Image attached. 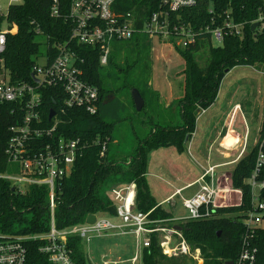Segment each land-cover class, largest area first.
<instances>
[{"label":"trees","instance_id":"obj_1","mask_svg":"<svg viewBox=\"0 0 264 264\" xmlns=\"http://www.w3.org/2000/svg\"><path fill=\"white\" fill-rule=\"evenodd\" d=\"M195 1L192 7L170 13V22L186 26L196 34L206 28L211 31L219 29L221 43L213 45L210 34L203 33L195 46L181 51L184 69L181 71L183 96L180 100L169 107L159 105L156 109L157 95L150 90L146 77L149 70L148 42H151L148 38L136 36L133 45L137 51L135 57L126 56L120 65L111 60L112 73L108 78L122 80L123 88L128 91L137 90L144 101L141 111H148L147 118H136V123L131 117L123 119L129 122L124 124L125 136L119 133L116 125L121 120L118 115L117 119L110 121L101 116L99 108L94 116L81 109H67L62 114V101L53 96L54 89L47 88L43 92L40 108L42 128H51L56 118L59 121L58 134L88 143L81 156L76 158L70 175L55 182L53 214L57 230L82 225L90 215L114 217L115 207L108 193L114 186L129 184L136 189L134 203L137 211L146 214L153 209L149 214L150 220L172 219L162 210L154 209L157 204L146 182L149 156L167 148H174L177 153L184 151L195 131L200 111L214 104L220 84L231 70L253 67L264 78V0ZM160 3L161 0H120L116 5L120 12L133 14L138 20L137 28H140L142 20L158 11ZM50 8L51 0H19L10 8L9 22L17 31L7 37L1 66L12 85H33L32 67L41 56L37 36H44L50 58L57 54L53 47L64 45L69 39L71 26L52 18ZM228 23L236 26L240 35L230 31L226 27ZM254 24L257 26L251 30ZM71 48L77 55L83 78L98 89L100 102L104 91L111 97L117 93V90L107 87L108 80L101 75L97 49L75 43ZM201 52L206 55L204 67L195 61ZM13 108L11 104H0V174L10 173L11 168L5 151L7 129L14 124ZM50 111L55 113L52 120H49ZM263 138L264 109L257 143L231 172V188L241 193L240 205L218 209L217 217L213 219L188 221L180 226L185 242L191 249L199 250L202 264H235L244 245L255 251L254 264H264V228L250 231L243 223L244 214L251 204V190L246 181L255 167L257 144ZM49 140L43 139L41 147ZM102 145L105 151L100 157ZM260 200L264 203V191L260 193ZM48 203L49 194L45 186H31L21 194L13 189L10 182L0 180V234L24 237L46 234L50 220ZM16 226L19 229L15 230ZM40 246L41 242L33 240L24 243V264H50L40 253ZM67 246L74 264H91L78 237H69ZM163 260L157 235H152L149 248L142 252V264H162Z\"/></svg>","mask_w":264,"mask_h":264},{"label":"built area","instance_id":"obj_2","mask_svg":"<svg viewBox=\"0 0 264 264\" xmlns=\"http://www.w3.org/2000/svg\"><path fill=\"white\" fill-rule=\"evenodd\" d=\"M118 1L120 0H51L50 16L71 26L69 39L64 45L53 47L57 52L54 58L48 56L49 49L45 44V54L38 58L42 63H35L32 67L33 85H12L1 66V61L7 48V37L17 31L9 22V11L19 0H0V104H11L14 107L11 110L14 124L7 129L8 142L5 151L11 168L10 173L0 174V180L10 182L13 189L21 194L31 186L47 187L50 212L49 230L46 234L30 237L0 234V264H24V243L30 240L41 242L39 251L47 257L50 264H74L67 246L69 237H78L81 240L89 262L92 258V252L89 250L95 241L113 237L132 238L138 248L133 257L119 263L102 258L101 262L142 264V252L149 248L152 235L155 234L164 256H188L195 259L194 254L200 257L199 250L191 249L183 239L182 231L178 232L174 227L188 221H205L217 217L216 211L225 207L227 197L232 194L231 188H220L216 168L210 166L201 173L197 190L181 199L186 217L172 218L169 224L150 220V213L137 211L134 203V185L129 184L114 186L108 193L115 207L114 217L97 214L93 215L95 221L91 225L85 221L82 225L61 231L55 228V182L70 175L76 158L81 156L88 143L58 134L59 121L55 118V113L52 127L42 128L40 108L43 92L47 88L54 89L53 96L62 101V114L67 109H81L94 116L100 103L98 89L83 78L77 64V55L71 45L75 43L77 46L97 49L98 64L102 68L109 63L110 44L131 41L135 35H143L150 41L179 39L183 49L195 46L203 33L210 34L212 40L221 43L219 29L211 31L206 28L196 34L186 26H176L170 22V13L194 6L195 0H161L158 11L142 20L140 28H137L138 20L133 14L119 11L116 5ZM226 27L234 34L240 35L236 26L228 23ZM53 136L55 137L52 138ZM45 138L50 140L41 147L40 143ZM104 151L105 146L102 145L100 157H103ZM263 170L264 138L257 144L255 167L246 181L251 190V204L244 214L243 223L250 231L253 228H262L264 224V203L260 200V193L264 191ZM234 191L239 201L233 206H238L241 193ZM177 194H180V191H177ZM254 262L255 251L247 249L244 245L235 264Z\"/></svg>","mask_w":264,"mask_h":264},{"label":"rangeland","instance_id":"obj_3","mask_svg":"<svg viewBox=\"0 0 264 264\" xmlns=\"http://www.w3.org/2000/svg\"><path fill=\"white\" fill-rule=\"evenodd\" d=\"M6 2L3 3L5 9ZM5 12V11H4ZM136 36L144 37L143 35H135L132 41L113 42L110 44V56L107 66L101 68V75L107 81V87L117 90L112 98L106 91L102 93L103 98L99 103V112L101 116L107 118L110 121L117 119V115L121 117V120L116 124L119 133L126 135V127L124 124H129L128 121L123 119L131 117L136 123L137 119L147 118V112H137L135 110L133 101L131 99V91L123 88L122 80H115V78H108V75L112 73L110 64L111 60L120 65L124 63L126 56L131 57L137 54L133 45L136 41ZM36 42L40 44V55L45 54V38L44 36H37ZM149 51L147 54V62L149 64V70L147 72L148 86L150 90L157 95V106H170L178 101L177 97L183 96V77L181 71L184 69V61L181 58V46L180 40L176 39L172 41L168 39H156L148 42ZM212 44L219 46L220 43L212 40ZM154 46V47H153ZM132 59V58H131ZM206 55L202 52L195 57V61L200 67H204ZM36 63L41 64L42 60H35ZM139 73V72H138ZM169 88L171 89L168 93ZM174 97L172 101H168L167 96ZM233 108L237 109L238 120H236V128L242 129V133H246V141H243L242 148L238 147L236 150H232L229 157L219 156L218 153H212L209 148V144L212 141L211 135H214V129H216L223 121L227 113ZM242 110L244 116H241ZM264 109V78L263 74L253 67H238L231 70L222 80L216 101L211 108L205 110L200 119L196 123V130L194 131L193 138L185 144V149L182 153H177L174 149H162L153 152L148 158L146 182L149 191L156 201L157 206L154 209L162 210L163 214L168 215L170 218L186 217L187 213L181 206V199L192 195L198 188L199 175L210 166H215L221 177H219L220 188L231 187V172L234 167L250 152L255 145L258 138V132L261 126ZM201 113V111H200ZM171 115V114H169ZM244 117V118H243ZM231 121V120H229ZM127 133H130L128 131ZM194 141V143H193ZM237 141V139H236ZM201 147L204 154L211 156L207 159V155L202 157L198 156V148ZM177 160V169L172 166V161ZM180 168L181 172H178ZM182 173L183 181H190L187 184L178 182L173 177V173ZM221 171H228L226 174ZM176 173V174H178ZM186 186V188L184 187ZM177 189H180V195L176 196L173 202L160 206L158 202H162L168 198ZM232 189V188H231ZM134 186V192H135ZM232 194L227 197L224 206H233L238 203V195L235 194L234 189L231 190ZM153 209L149 213H152ZM171 219L159 220L162 224H169ZM160 224V222H159ZM264 228V224L262 226ZM19 227H15V230ZM103 241V240H101ZM100 241V243H101ZM97 241L94 242V244ZM104 242H106L104 240ZM119 243V242H118ZM141 249V245L139 246ZM89 249V248H88ZM138 248H133L131 253L123 252V250L115 249L114 244L102 245L101 247L94 248L91 264H102V262L95 258L98 255L106 256L108 261H116L117 263L130 259L133 257ZM163 255V254H162ZM193 257L188 256H172L170 258L164 256L162 264H202V258L197 257L195 254ZM139 264V263H137Z\"/></svg>","mask_w":264,"mask_h":264},{"label":"crops","instance_id":"obj_4","mask_svg":"<svg viewBox=\"0 0 264 264\" xmlns=\"http://www.w3.org/2000/svg\"><path fill=\"white\" fill-rule=\"evenodd\" d=\"M170 90L171 89L169 88L168 93L170 92ZM167 99H168V101H172L175 98L174 97H170L169 98V94H168ZM176 99H179L180 100L181 97H177ZM169 106H170V104L167 105L166 107H169ZM209 108H211V107H209ZM240 111H241V116H244V114H243V112H242L241 109H240ZM204 112L205 111L202 110L201 113H199L198 118H197V121L200 119L201 115L204 114ZM239 113L237 112V109H235V108H233V110L231 109L227 113V115L225 116V118L223 119L222 123L216 129H214V135H211L212 141L209 144V147H211V148H209L211 150V154L212 153H218L219 156L229 157V154H230V152L232 150H236L238 147L242 148L243 141L245 142V139L247 138V135H246V133H242L243 132L242 129L238 130L236 128V126H235V124H236L235 121L238 120L237 119L238 118L237 116H238ZM229 120H231V121H229ZM193 136H194V133H193ZM193 136H192V138H193ZM236 139H237V141H236ZM193 143H194V141H193ZM167 149H170V148H167ZM172 149H174V148H172ZM196 154L198 156H202V157H204V156L207 155V154H204V152L202 151V148L201 147L198 148V152ZM211 154L206 156L207 159L211 156ZM175 160L176 161H174V160L172 161V163H173L172 166L177 169V160L178 159H175ZM213 167H215V166H213ZM178 172H181L180 171V168H179V171ZM178 172H176V170H174V172H170V173H173L172 174L173 177L176 178V180L178 182H181L184 185L190 182V181H188V182L187 181H183L182 173H178ZM215 172H216V175H218V177H221L222 176V175L220 176L218 174L220 172L217 171V168L215 169ZM221 172H224V174H226L228 171H221ZM176 173H178V174H176ZM200 176H201V174L199 175L198 180H199ZM184 187L186 188V186H184ZM179 190L180 189H177L168 198H166L162 202H158V204L160 206H164L166 204H170L171 202L174 201V199L176 198V196H179L182 193L181 192L180 194H177V191H179ZM102 240L103 241L98 240L95 244H93L90 247L89 252L90 253L92 252V255H93V252H94V248L99 247V246L101 247L104 244H105V246H107L108 244H114L115 249H117L118 251L119 250H123V252H128V253H131L132 250H133V248H135V243H134V241H133L132 238H120V237L114 238L113 237V238H105V239H102ZM104 240L106 242H104ZM100 241H101V243H100ZM98 257H99V260L100 261H102L101 260L102 258H106V256H104V255H98L97 254L95 256V258L98 259ZM105 260H107V259H105Z\"/></svg>","mask_w":264,"mask_h":264},{"label":"water","instance_id":"obj_5","mask_svg":"<svg viewBox=\"0 0 264 264\" xmlns=\"http://www.w3.org/2000/svg\"><path fill=\"white\" fill-rule=\"evenodd\" d=\"M256 24L252 25L251 26V30H254L256 28ZM131 99L133 101V104H134V107H135V110L137 112H140L143 108V105H144V101L142 99V97L140 96L139 92L137 90H132L131 91ZM54 116V112L53 111H50L49 113V120H51ZM95 221V217L93 215H90L87 217L86 219V224H93ZM174 230L178 231V232H181L182 231V228L180 226H177V227H174ZM228 264H232V263H228Z\"/></svg>","mask_w":264,"mask_h":264}]
</instances>
